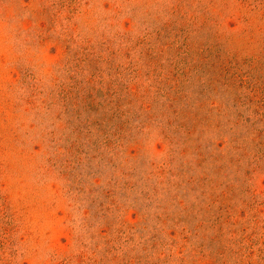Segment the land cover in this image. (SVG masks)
<instances>
[{"label": "rangeland", "instance_id": "obj_1", "mask_svg": "<svg viewBox=\"0 0 264 264\" xmlns=\"http://www.w3.org/2000/svg\"><path fill=\"white\" fill-rule=\"evenodd\" d=\"M0 264H264V0H0Z\"/></svg>", "mask_w": 264, "mask_h": 264}, {"label": "trees", "instance_id": "obj_2", "mask_svg": "<svg viewBox=\"0 0 264 264\" xmlns=\"http://www.w3.org/2000/svg\"><path fill=\"white\" fill-rule=\"evenodd\" d=\"M208 58H210V57H208ZM214 58H215V60H217L216 62H212V63L206 62L204 64V66L208 69H216L218 71L217 75L219 76V78L223 79L226 82V84H228V74L230 73V70H229L228 66L225 64V62L221 61L220 51H216ZM233 77H235L234 80H237V78H239L240 76L235 73V74H233ZM233 77H230L229 79H232ZM216 81L217 80L215 79L213 81V83H215ZM240 82L242 85L244 80L241 79ZM112 96H113V94L109 95V97H112ZM219 219L214 220L215 224L218 223ZM220 254L223 255L224 252H222Z\"/></svg>", "mask_w": 264, "mask_h": 264}]
</instances>
